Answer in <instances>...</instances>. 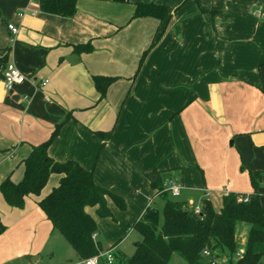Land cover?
<instances>
[{
	"label": "crops",
	"instance_id": "crops-1",
	"mask_svg": "<svg viewBox=\"0 0 264 264\" xmlns=\"http://www.w3.org/2000/svg\"><path fill=\"white\" fill-rule=\"evenodd\" d=\"M38 2L0 0V184L22 179L32 147L69 114L48 156L77 162L126 205L120 211L108 201L113 219L85 209L103 251L120 253L157 197L145 174L177 175L176 200L197 205L224 191L241 194L242 166L251 194L249 172H264V0H75L71 18L44 13ZM139 4L166 7L168 20L133 18ZM86 44L90 52H74ZM10 63L26 81L8 92L2 72ZM94 77L116 79L102 99ZM61 178L51 174L21 209L0 194V264H42L40 252L61 236L37 204Z\"/></svg>",
	"mask_w": 264,
	"mask_h": 264
},
{
	"label": "trees",
	"instance_id": "trees-1",
	"mask_svg": "<svg viewBox=\"0 0 264 264\" xmlns=\"http://www.w3.org/2000/svg\"><path fill=\"white\" fill-rule=\"evenodd\" d=\"M38 3L44 13L66 18H71L75 13V0H39ZM148 16L165 22L169 18V11L163 6L136 5L133 18ZM73 49L76 54H82L90 52L91 46L77 45ZM147 52L143 53L140 65ZM115 80L93 78L100 99ZM69 118L68 114L55 126L47 141L32 147L30 154L22 162V179L14 183L6 178L0 184V194L8 206L21 209L27 196L40 195L51 174L61 175L59 185L37 205L50 222L52 230L67 241L78 260L84 261L104 252L96 222L85 209L96 208L99 218L113 219L107 206L108 201L114 203L120 211H124L126 205L121 197L96 186L92 172L77 162L68 160L58 163L48 156L50 143ZM103 136L102 133H94L96 139L102 140ZM145 177L161 204L148 206L131 227L139 236L134 244L133 254L126 258L112 253V264H170L174 254L185 264H218L220 258H223L225 264H261L264 256V202H261L259 187L264 182V172H249L252 192L246 195L247 202L239 201L245 196L229 193L223 196L218 211L210 201L203 200L199 214L188 209L186 203L178 202L177 198H172L163 191L164 178L160 172L153 171L145 174ZM242 224L248 226L244 250L241 257L233 262L238 252L237 228ZM4 231L5 227L0 221V235ZM94 234L96 236L93 239ZM204 251L209 255L204 256Z\"/></svg>",
	"mask_w": 264,
	"mask_h": 264
},
{
	"label": "rangeland",
	"instance_id": "rangeland-1",
	"mask_svg": "<svg viewBox=\"0 0 264 264\" xmlns=\"http://www.w3.org/2000/svg\"><path fill=\"white\" fill-rule=\"evenodd\" d=\"M241 168L243 169L242 166L238 168V173H237L240 177V179L236 181L238 182L237 190L241 193L238 195L246 196L247 193H245L244 191L249 190V182L247 180L248 170L245 169L244 171H241ZM263 196H264V192H262L261 197ZM222 197L223 196L221 194H214L211 196V204L216 211H218L221 206ZM177 200L180 199L177 198ZM150 203L151 205L161 204L158 196L157 197L153 196ZM247 230H248V226L244 224L238 226L237 228L238 251L244 250V240ZM55 237L56 234L52 236L46 248L45 249L43 248V250L40 252V256H38L42 264H83L82 261L80 262L76 258L75 252L63 237H60L58 239H55ZM134 237H136L139 240V236L135 231L131 232L130 238H128L127 242L124 244V246L120 250V253L118 254L125 256L126 258L130 257L133 254L134 242H135ZM31 258L32 260L37 259L36 254L31 255ZM235 261H236V256L233 258V262ZM223 262H225L223 258H220L218 264H225ZM2 264H25V258L22 257L18 259H9L5 263L3 262ZM170 264H183V262L177 254H174L170 260ZM261 264H264V256L261 258Z\"/></svg>",
	"mask_w": 264,
	"mask_h": 264
},
{
	"label": "built area",
	"instance_id": "built-area-1",
	"mask_svg": "<svg viewBox=\"0 0 264 264\" xmlns=\"http://www.w3.org/2000/svg\"><path fill=\"white\" fill-rule=\"evenodd\" d=\"M36 1H39V0H36ZM8 30L13 35L17 33V29L12 25H8ZM2 81H3L5 90L10 92L13 90L14 87L22 85L26 81V78L19 72V70L13 64L10 63L5 66L2 72ZM46 83L47 81L45 80L41 82L39 86L42 87ZM24 100L25 101L27 100L26 97H24ZM163 188H164L163 191L169 193V195L172 198H178L182 191V186L180 184L179 177L177 175L171 174L170 176L165 178ZM228 194L229 193L227 191L223 192L224 196H227ZM205 196L207 197L208 194H206ZM239 201L247 202L248 197L247 196L241 197ZM187 208L193 210L195 214H199L201 210L200 204H197V205L187 204ZM95 236L96 235L94 234L92 238L94 239ZM242 253H243V250H239L235 255L236 258L237 259L240 258ZM203 255L208 256L209 253L207 251H204ZM101 262H104L106 264L113 263V254L111 250H108L106 252H101L99 255L93 258L82 261L83 264H100ZM29 264H41V263L38 261H32Z\"/></svg>",
	"mask_w": 264,
	"mask_h": 264
}]
</instances>
